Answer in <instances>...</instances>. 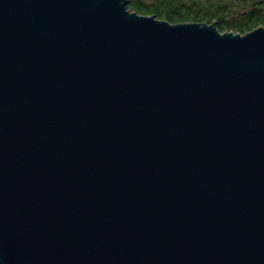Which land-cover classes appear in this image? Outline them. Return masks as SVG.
<instances>
[{"label": "water", "instance_id": "obj_1", "mask_svg": "<svg viewBox=\"0 0 264 264\" xmlns=\"http://www.w3.org/2000/svg\"><path fill=\"white\" fill-rule=\"evenodd\" d=\"M129 0H0V264H264V25Z\"/></svg>", "mask_w": 264, "mask_h": 264}, {"label": "trees", "instance_id": "obj_2", "mask_svg": "<svg viewBox=\"0 0 264 264\" xmlns=\"http://www.w3.org/2000/svg\"><path fill=\"white\" fill-rule=\"evenodd\" d=\"M128 7L171 22L216 21L221 31L264 25V0H129Z\"/></svg>", "mask_w": 264, "mask_h": 264}, {"label": "rangeland", "instance_id": "obj_3", "mask_svg": "<svg viewBox=\"0 0 264 264\" xmlns=\"http://www.w3.org/2000/svg\"><path fill=\"white\" fill-rule=\"evenodd\" d=\"M209 22V21H208Z\"/></svg>", "mask_w": 264, "mask_h": 264}]
</instances>
